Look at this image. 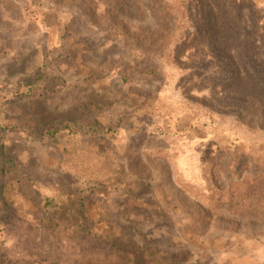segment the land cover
Here are the masks:
<instances>
[{
	"label": "rangeland",
	"instance_id": "374dc122",
	"mask_svg": "<svg viewBox=\"0 0 264 264\" xmlns=\"http://www.w3.org/2000/svg\"><path fill=\"white\" fill-rule=\"evenodd\" d=\"M123 1L0 0V264H264L263 203L232 188L264 171V115L222 84L234 71L221 43ZM91 109L113 117L109 132L82 127ZM44 118L77 151L67 160L35 134ZM113 164L149 193L84 179ZM56 194L70 216L83 200L84 227L43 223Z\"/></svg>",
	"mask_w": 264,
	"mask_h": 264
},
{
	"label": "trees",
	"instance_id": "16d2710c",
	"mask_svg": "<svg viewBox=\"0 0 264 264\" xmlns=\"http://www.w3.org/2000/svg\"><path fill=\"white\" fill-rule=\"evenodd\" d=\"M104 4L110 0H100ZM121 4L125 7L123 0ZM132 0L131 6H135L140 11H144L147 4L160 5L159 18L167 21L169 24L174 23L173 26L180 29L182 39L187 40L191 36H203L210 38L218 43H221L229 55L230 63L233 65L234 74L226 76L222 80V84L230 91H235L246 98L250 103V109L255 114L264 115V14L256 9V5H246L247 0ZM171 7L167 12V8ZM249 10L248 12L246 11ZM171 13L174 15L170 16ZM161 21L162 23H165ZM166 24V23H165ZM192 27H195V32H192ZM190 39L188 38V41ZM217 85V84H216ZM91 115L86 116L85 125L82 127L90 128L94 133L102 131L109 132L112 129L110 125L113 124V117L107 118L104 115H98L90 110ZM55 121L51 118H44V120L35 122V134H46L50 136V142L55 146H62V154L67 160L77 151H71L64 142L66 134L65 130L58 129L55 126ZM76 118L67 120L69 131L74 127L76 130L80 127ZM43 137V136H42ZM73 147L91 148L97 150L102 147L101 140L82 139L74 140ZM83 152V155H85ZM101 157V156H98ZM259 169H263V164H258ZM115 174L111 177H102L96 174L86 173L84 179L96 183H113L116 189L122 191L125 195L135 199H142L149 193L151 183L142 179L128 180L126 172L122 165L113 164ZM240 187L241 195L244 201L249 200L251 206H257L263 203L259 208L264 209V171L256 172L247 175L245 178L235 181L232 188ZM60 193H62L60 191ZM63 194V193H62ZM66 195L56 194L53 197L45 199L43 204V223L53 224L62 233H73L74 229L84 227L82 223L83 218V200H80V207L77 214L70 216V209L66 207L64 198ZM70 220L68 224L62 226L65 219ZM88 221V220H86ZM88 223V222H87ZM89 224V223H88ZM89 229L93 227L89 224Z\"/></svg>",
	"mask_w": 264,
	"mask_h": 264
}]
</instances>
